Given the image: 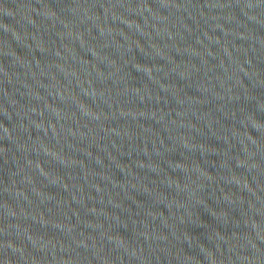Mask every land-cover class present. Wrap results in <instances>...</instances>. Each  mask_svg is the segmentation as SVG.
Here are the masks:
<instances>
[{
  "label": "water",
  "instance_id": "obj_1",
  "mask_svg": "<svg viewBox=\"0 0 264 264\" xmlns=\"http://www.w3.org/2000/svg\"><path fill=\"white\" fill-rule=\"evenodd\" d=\"M0 264H264V0H0Z\"/></svg>",
  "mask_w": 264,
  "mask_h": 264
}]
</instances>
